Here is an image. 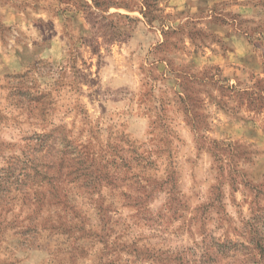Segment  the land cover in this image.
<instances>
[{
	"label": "rangeland",
	"instance_id": "374dc122",
	"mask_svg": "<svg viewBox=\"0 0 264 264\" xmlns=\"http://www.w3.org/2000/svg\"><path fill=\"white\" fill-rule=\"evenodd\" d=\"M259 213L264 0H0V264H200Z\"/></svg>",
	"mask_w": 264,
	"mask_h": 264
},
{
	"label": "trees",
	"instance_id": "16d2710c",
	"mask_svg": "<svg viewBox=\"0 0 264 264\" xmlns=\"http://www.w3.org/2000/svg\"><path fill=\"white\" fill-rule=\"evenodd\" d=\"M33 104L37 105L34 109L40 104H44L45 107V103L41 100H34ZM39 117L43 123L50 124L46 110ZM65 132L62 126H58L38 136L41 144L44 143L48 147L45 158L51 159L57 151L69 150L72 142ZM247 226L244 229L246 241H227L223 244H215V253L202 256L200 264H223L224 262L227 264H264V213L254 216Z\"/></svg>",
	"mask_w": 264,
	"mask_h": 264
},
{
	"label": "crops",
	"instance_id": "0c3cea01",
	"mask_svg": "<svg viewBox=\"0 0 264 264\" xmlns=\"http://www.w3.org/2000/svg\"><path fill=\"white\" fill-rule=\"evenodd\" d=\"M235 1L243 2V1H246V0H235ZM21 66H22V64L14 65L13 68L16 69V68H19V67H21Z\"/></svg>",
	"mask_w": 264,
	"mask_h": 264
}]
</instances>
